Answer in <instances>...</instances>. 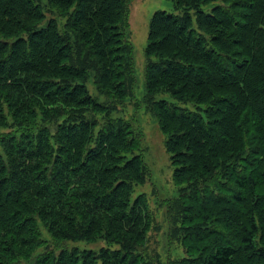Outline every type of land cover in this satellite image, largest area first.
Listing matches in <instances>:
<instances>
[{
	"label": "trees",
	"instance_id": "obj_1",
	"mask_svg": "<svg viewBox=\"0 0 264 264\" xmlns=\"http://www.w3.org/2000/svg\"><path fill=\"white\" fill-rule=\"evenodd\" d=\"M42 1L0 0V128L21 131L0 142V264H152L141 252L148 209L128 190L144 162L121 150L135 140L112 121L92 144L99 123L76 111L100 105L80 83L90 72L100 92L127 91L130 0H51L72 12L74 38L54 20L42 27ZM169 1L178 13L154 16L147 51L158 62L147 74L150 96L168 90L182 102L156 110L180 192L193 203L187 215L196 218L184 226L195 256L183 264H254L264 254V0ZM41 112L51 123L68 115L55 136L46 126L32 130ZM39 222L59 243L106 236L120 248L56 254ZM33 247L47 251L31 261Z\"/></svg>",
	"mask_w": 264,
	"mask_h": 264
},
{
	"label": "rangeland",
	"instance_id": "obj_2",
	"mask_svg": "<svg viewBox=\"0 0 264 264\" xmlns=\"http://www.w3.org/2000/svg\"><path fill=\"white\" fill-rule=\"evenodd\" d=\"M42 9L46 13V22L42 25L45 27L49 21L54 20L62 33H68L74 38L73 32L67 27L71 11L62 12L57 8L51 0L42 1ZM129 15L127 21L122 27V58L124 61V79L127 91L122 96L118 91L109 92L102 89L100 92L96 74L90 72L84 84L89 94L97 99L98 107L88 105L86 107H76V111L89 113V117L99 125L91 131L93 136L92 144L96 143L99 132L108 122L123 123L127 133L130 135V141L135 140L130 147L123 149L127 153L128 158L138 156L144 162V174L139 176L137 170L130 174L134 176L128 187L130 191L132 203L138 199H142L146 203L148 209L149 222L146 225L147 233L143 240L144 248L141 252L150 257L154 262L152 264H183L188 258L194 257L191 251V245L185 241L184 227L187 221L196 222V218L188 217L187 210L193 205L188 199L181 194L182 184L178 185L175 177L177 170L173 155L169 151L167 145L170 137L163 130V124L156 110L157 105L166 101L167 103H182L173 97V92L168 90H160L155 95L150 96L148 87L147 70L149 65L158 62L155 55L152 59L148 57V48L150 46V36L152 21L156 13L168 12L177 14L176 3L169 0H130ZM185 107L192 110L195 108L194 103L187 102ZM105 108V110H104ZM66 108L63 107V110ZM74 109V108H73ZM73 109L69 108L68 111ZM96 113L93 115V113ZM53 116V114H51ZM85 116L88 117V114ZM68 115H61L58 123H51L41 112L38 117L37 125L32 130H37L46 126L52 134L56 135V130ZM56 119V116H53ZM12 122L11 117H9ZM21 131L12 129V127L0 128V142L2 137L17 135ZM46 134V133H45ZM95 137V138H94ZM55 144V140H52ZM59 146V145H58ZM56 153H58L56 148ZM238 168H241V162H238ZM132 176V177H133ZM194 195H189L192 198ZM210 195H201L207 197ZM201 198V199H202ZM212 198V200H215ZM196 225L202 224H193ZM40 237L46 243L47 249H53L56 254L65 248L67 250L77 249L80 252H88L94 250L99 252L102 249L117 250L120 245L116 242H110L106 236L99 239L95 243H89L88 239L78 240L77 242H57L53 239L50 229L46 223L39 222ZM184 227V228H183ZM176 229L180 230L176 233ZM260 250L264 251V231L257 238ZM193 244V243H192ZM194 245V244H193ZM33 247L31 253L34 260L43 250ZM47 251V250H46ZM44 251V252H46ZM36 252V253H35ZM257 257L254 264H264V254ZM30 263V262H29ZM28 263V264H29ZM27 264V263H26Z\"/></svg>",
	"mask_w": 264,
	"mask_h": 264
}]
</instances>
